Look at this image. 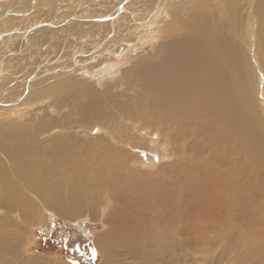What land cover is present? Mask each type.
<instances>
[{
  "label": "bare ground",
  "instance_id": "1",
  "mask_svg": "<svg viewBox=\"0 0 264 264\" xmlns=\"http://www.w3.org/2000/svg\"><path fill=\"white\" fill-rule=\"evenodd\" d=\"M147 1L86 16L100 45L85 49L92 35L74 37L73 18L0 32V264H59L25 251L18 231L107 210L101 264H190L194 252L198 264H264V0H188L161 21L159 0L138 16ZM28 55L50 67L17 69ZM56 94L60 108L39 106Z\"/></svg>",
  "mask_w": 264,
  "mask_h": 264
},
{
  "label": "rangeland",
  "instance_id": "2",
  "mask_svg": "<svg viewBox=\"0 0 264 264\" xmlns=\"http://www.w3.org/2000/svg\"><path fill=\"white\" fill-rule=\"evenodd\" d=\"M114 1H119V0H5V1H1L0 2V14H3L7 11H11L13 13L11 15L9 14L8 16L6 15L5 17L0 18V32H3V33L6 32L4 34H7L8 32H10L11 29L14 28L13 25L18 23V21H20L21 19H22L21 21L23 22L28 23L30 21V22L36 23V22H41L43 20L54 21L57 17L58 19L73 18V20H78L84 23L83 24L81 23L82 26L76 28V30L72 33V35L74 37H77L80 40L86 36L85 35L86 32L91 34L92 36L89 40H87L88 38L82 39V43L78 44V45L84 46V49L89 48L91 44L98 43V45H100V42L98 41L99 38H96V36L99 35L98 31L100 27L98 24L99 22L98 20H95V23L87 22L90 25L86 27V25L88 24L85 22V20L89 18L91 19V17H86V16H90L93 14L103 16L105 14H108V12L111 11V5L115 3ZM187 1L188 0H159L160 3L162 2L164 4L165 9L164 8L161 9V15H159L158 20L161 21L162 18H164L165 16L171 17V15L174 12L179 11L181 7L186 6ZM144 5H146L147 9L144 11V13H140L138 15L139 17H142V18H144L146 16V13H148L149 11L155 10L153 3H151V0H148L146 3H143V6ZM9 9H12V10H9ZM83 9L86 10L87 12L75 16L77 14L76 12H78L79 10H83ZM29 12L31 14H29ZM136 33L143 37L148 32H145L143 34L142 32L137 31ZM37 36L39 37V35ZM37 36H34L33 39L35 40ZM127 39L134 40L135 36H132V34L131 35L126 34L123 37L121 36V38H119L118 40H115L116 42L114 46L112 44L111 46H109V48L105 45L100 46L99 49H97L96 51H93L94 55L92 57L94 60L91 61V63H87L84 66L86 67H91V65L94 66L93 62L97 60L98 58L99 59L101 58L106 61V58H109V56L113 54H117L119 50H121L122 43L126 41ZM51 41L52 39L49 40V42ZM0 42H4V41H0ZM72 42H75V41L73 40ZM75 43L77 44V42ZM4 45L6 44L0 43V52L2 49H4L3 47ZM85 45H89V47H86ZM37 46L39 47L40 45H37ZM49 46L51 45L50 44L45 45L44 49L48 48ZM138 47H140V43L138 42V40L136 42L131 41V47H130L131 52H134V53L139 52ZM25 50L26 51L30 50L31 52L37 51L33 48V46H30V44H28L24 48L23 51ZM79 52L83 53L84 50H80ZM101 52H104V53L102 56L99 57L98 55ZM47 54L48 52H45V54H43V57ZM63 55H65V53ZM64 58H66V56ZM15 60H18V59H15ZM15 60H12V61H15ZM29 60H30L29 55L24 57L23 60H20L22 62H19V66L17 67V69L24 68L22 70L24 71V73H27V74L29 73L33 75L35 74V72L37 74L40 72L39 68L50 67L48 64L43 65V64L37 63V65H34V64H31ZM120 61H121V64H123L122 62L123 59L122 60L120 59ZM11 73L17 74L18 72L16 71V69H13ZM57 79L58 77H56V79L49 80L48 84L42 83V85L38 86V88L32 89V92L30 94L35 93L37 91L41 92L42 88L50 84H53L54 82H56ZM38 80L40 81L42 79L38 78ZM22 83L23 82H21L20 84ZM13 85H16V84H13ZM22 88L23 86L17 87L19 92H17L16 94H20V92L23 90ZM81 91H90V90L82 86ZM62 95L63 94H56L55 96H52L53 99L50 102L46 103L47 105L45 106L39 105V106L46 108V106L49 105V107L53 106L56 109L60 108V105L57 104V100L59 99L58 102H60L62 99ZM39 106H34L35 107L34 110L29 109V108H24L22 110L23 116L29 115L28 113H31L36 110L39 111V109L42 108ZM69 126H70L69 127L70 131H72L74 128H71L72 126L70 124ZM61 130L64 132L63 129ZM86 131H89L88 128H86ZM98 136H103L102 132H98V133L96 132L95 137H98ZM109 213H110L109 210H107V213L105 214L104 217H101L100 214H98L96 217H89L87 215V216L79 217L78 219H69L63 216L57 217L55 214H52L50 216L45 215L44 223L42 224L34 223L30 225L26 224L24 225L23 228H21L22 232L18 231L16 236L23 243H26L25 251L34 253V254L36 253L41 256H46L50 259L55 260L59 264H101L104 262V259H105V256H104L105 249L96 242V238L108 231L109 224L107 222V216ZM81 221L83 223H81ZM203 256H204L203 254L197 253V252L190 253L189 263L190 264L201 263L199 259H202ZM215 260L218 264L222 262L223 263L226 262V260H223V259L221 260L219 256H216Z\"/></svg>",
  "mask_w": 264,
  "mask_h": 264
},
{
  "label": "water",
  "instance_id": "3",
  "mask_svg": "<svg viewBox=\"0 0 264 264\" xmlns=\"http://www.w3.org/2000/svg\"><path fill=\"white\" fill-rule=\"evenodd\" d=\"M0 1H1V0H0ZM6 15H8V12H5V13H3V14H0V18L5 17Z\"/></svg>",
  "mask_w": 264,
  "mask_h": 264
}]
</instances>
